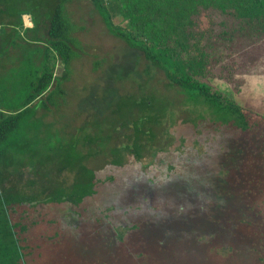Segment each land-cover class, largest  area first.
<instances>
[{
    "label": "trees",
    "instance_id": "16d2710c",
    "mask_svg": "<svg viewBox=\"0 0 264 264\" xmlns=\"http://www.w3.org/2000/svg\"><path fill=\"white\" fill-rule=\"evenodd\" d=\"M70 1L0 0V25L5 17L16 20L7 24L10 32L0 35V51L12 47L13 33L24 26L11 5L38 6L40 19L37 23L32 20L35 28L43 19L49 25L48 38L42 47L38 45L37 54L25 52L17 57L18 64H24L16 69L14 74L19 75L16 80L2 77L15 67L0 72V264H82L69 258L79 252L77 257L84 261L90 249L82 243L83 236L91 237L97 231V221L94 224L90 213L95 211L104 216L109 224L110 213L117 209L109 195L116 186V175L110 169L124 174L129 168L126 161L140 162L148 156L154 161L150 169L161 168L157 162L161 155L153 148V127L162 123L167 111L166 106L159 107L161 102L133 98L119 101L115 113L125 120V127L132 123L135 136L131 145L112 149L109 148L112 137L106 127H99L96 139L90 137L92 131L80 130L81 136L62 144L54 142L62 138L58 125L50 123L47 129L49 125L43 120L46 115L39 117L41 110L51 112V106H59L54 97L64 95L62 83L68 80L76 57L74 47L79 42L73 37L75 27L67 12ZM89 1L111 35L142 51L190 101L207 105L213 123L231 128L234 140L245 144L247 169L244 168L243 175L247 193L264 195V117L238 105L213 85L218 80L241 92L242 78L260 66L264 59V0H118L127 33L113 27L103 0ZM59 64L65 68L61 78L55 76ZM19 90L24 93V100L16 104L5 102L11 93L16 95ZM135 112L138 117L128 121ZM201 122L199 119L198 128L203 130ZM62 150L69 151L68 163L56 159L61 158L57 155ZM100 155H109V164L101 169L92 168L91 162ZM229 159L227 174L216 176L221 182L230 177L236 163H241L236 158ZM173 167L174 164L167 167L162 176H170ZM210 175L216 174L208 170L206 177ZM152 181L153 185H160L159 179ZM210 197L206 203L214 204L217 197L212 192ZM211 206L209 217L214 209ZM78 210L82 211L81 222H75L73 230L63 231L55 213L62 212L70 218ZM135 211L140 212L141 208ZM125 214L134 213L125 211ZM262 224V229H257L261 237L264 218ZM231 226L233 223L227 224ZM251 226L256 227L254 221ZM117 230L121 233L116 240L122 245L127 235L139 231V226L138 223L120 225ZM258 260L264 264V250L260 251Z\"/></svg>",
    "mask_w": 264,
    "mask_h": 264
},
{
    "label": "rangeland",
    "instance_id": "374dc122",
    "mask_svg": "<svg viewBox=\"0 0 264 264\" xmlns=\"http://www.w3.org/2000/svg\"><path fill=\"white\" fill-rule=\"evenodd\" d=\"M103 2L113 27L129 32L120 15L119 1ZM10 8L24 26L13 33L12 47L0 51V72L15 67L11 73L8 72L9 75L3 73L2 77L11 76L16 80L19 75L14 73L20 65L17 57L19 59L25 52L27 55L37 54V48L42 47L43 41L48 38L49 25L40 27L42 39L35 41L32 37L34 33L27 32L25 28H30L32 20L35 23L39 21V7L27 3L16 4V7L11 5ZM67 12L75 27L73 37L79 42L74 47L76 57L71 63L68 80L62 83L64 95L54 97L59 106H51V112H39V117L46 115L43 120L49 125L47 129L50 123L58 125L62 138H56L54 142L67 144L71 138L81 136L78 135L80 130L92 131L90 137L96 139L99 127H106L107 134L112 137L109 148L131 145L135 131L132 123L128 122L125 127V120L115 113L119 101L124 98L153 100L161 102L159 107L166 106L167 109L162 123L153 127V148L161 155L157 160L161 168L150 169L153 159L148 156L140 162L128 159L130 161H126V166L129 168L124 174L110 169V173L116 175V186L110 189L109 195H112V204H116L117 209L110 213L109 224L104 221V216L95 211L90 213L94 224L97 221V231L91 237L83 236L82 243L90 247L84 261L82 257H77V252L75 257L69 258L71 262L260 264L258 256L264 250V235L262 238L257 229L263 227L264 195L247 193L248 186L243 175L247 169V156L244 157L243 152L245 144L234 140L231 128L213 123L209 107L190 101L179 87L167 80L163 71L146 59L142 51L111 35L92 2L71 0L67 4ZM15 21L8 17L3 19L4 24L0 25L2 37L5 31L10 32L7 24ZM23 64L21 62L20 66ZM64 71V66L59 64L55 76L61 78ZM242 79L241 92L218 80L213 85L238 105L264 117V59L254 72ZM23 96L24 93L19 90L16 95L11 93L5 102L16 104L24 100ZM138 115L135 112L128 121L133 122ZM199 119L203 122V130L198 128ZM49 142L51 145L52 140ZM67 152L62 150L57 155L61 158L56 159L68 163ZM109 157L100 155L90 166L104 168L109 164ZM229 158H236L241 163H236L230 170V177L221 182L216 176L218 173L227 174L228 169H225L231 160ZM172 164L171 175L162 176V172ZM204 168L216 175L207 178ZM154 179H159L160 185H153ZM211 192L217 197L214 204L206 203L211 198ZM131 206L133 210L128 209ZM209 206L214 208L210 217L207 213ZM139 208L140 212L135 211ZM125 211L134 214L127 215ZM81 212L76 211L70 218L56 212L55 217L61 220L63 231L69 232L74 229L75 222L81 220ZM252 221L256 226L254 229ZM133 223H138L139 231L127 235L126 242L119 245L116 240L121 233L117 230L118 226ZM229 223L233 226L227 227ZM216 228L219 230L213 232ZM142 254L143 257H140Z\"/></svg>",
    "mask_w": 264,
    "mask_h": 264
},
{
    "label": "crops",
    "instance_id": "0c3cea01",
    "mask_svg": "<svg viewBox=\"0 0 264 264\" xmlns=\"http://www.w3.org/2000/svg\"><path fill=\"white\" fill-rule=\"evenodd\" d=\"M40 23H41V25L38 28L37 27L35 28L34 23L31 26H29L30 28H25V29H27V31L29 33H32V34L34 33V36H32L34 38V40L42 39L41 38V34L42 33H41V30H40V27H42L43 25L47 24V22L45 20H42Z\"/></svg>",
    "mask_w": 264,
    "mask_h": 264
}]
</instances>
